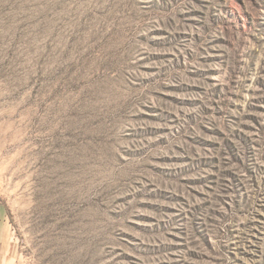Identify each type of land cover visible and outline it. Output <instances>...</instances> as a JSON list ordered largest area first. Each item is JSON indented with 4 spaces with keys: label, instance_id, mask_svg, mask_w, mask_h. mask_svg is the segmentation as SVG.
Instances as JSON below:
<instances>
[{
    "label": "rangeland",
    "instance_id": "rangeland-1",
    "mask_svg": "<svg viewBox=\"0 0 264 264\" xmlns=\"http://www.w3.org/2000/svg\"><path fill=\"white\" fill-rule=\"evenodd\" d=\"M0 201L16 264H264V0H0Z\"/></svg>",
    "mask_w": 264,
    "mask_h": 264
},
{
    "label": "crops",
    "instance_id": "crops-1",
    "mask_svg": "<svg viewBox=\"0 0 264 264\" xmlns=\"http://www.w3.org/2000/svg\"><path fill=\"white\" fill-rule=\"evenodd\" d=\"M17 244L5 203L0 201V264H16Z\"/></svg>",
    "mask_w": 264,
    "mask_h": 264
}]
</instances>
